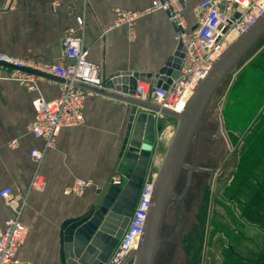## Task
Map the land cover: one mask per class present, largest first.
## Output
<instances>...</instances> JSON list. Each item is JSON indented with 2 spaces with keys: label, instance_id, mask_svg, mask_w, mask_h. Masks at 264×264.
Masks as SVG:
<instances>
[{
  "label": "crops",
  "instance_id": "crops-1",
  "mask_svg": "<svg viewBox=\"0 0 264 264\" xmlns=\"http://www.w3.org/2000/svg\"><path fill=\"white\" fill-rule=\"evenodd\" d=\"M201 1L186 5L183 14L189 28L196 24L195 9ZM151 4L152 0H0V54L31 60L45 69L58 61L65 31L75 28L76 19L82 17L88 60L100 67L105 80L124 72L156 76L178 50L167 14H145L136 21L133 36L128 26H114L118 10L144 12ZM263 50L245 66L246 110L257 113L249 117L245 167L236 173L230 185L232 199L223 205L230 210L218 211L220 251L216 249L209 264H264ZM256 63L260 66L254 70ZM13 71L0 66V191L13 190L10 205L0 197V226L17 210L22 211L21 220L29 233L18 258L29 264H61V225L89 212L97 200V191L107 182L118 158L131 107L88 93L84 124L62 130L56 147L45 150L44 142L30 132L37 121L35 102L58 99L62 84L38 77L36 91L28 92L8 79ZM167 127H163L166 132ZM33 149L44 152L39 167L45 182L41 191L31 189L38 169L30 158ZM77 179L93 185L82 197L67 195L66 189ZM212 211L213 204L208 231ZM206 261L207 249L203 264Z\"/></svg>",
  "mask_w": 264,
  "mask_h": 264
},
{
  "label": "built area",
  "instance_id": "built-area-1",
  "mask_svg": "<svg viewBox=\"0 0 264 264\" xmlns=\"http://www.w3.org/2000/svg\"><path fill=\"white\" fill-rule=\"evenodd\" d=\"M191 0H152L151 6L144 12H116L114 26H128L131 36L134 35L136 21L145 14L163 12L175 29V41L180 54L179 69L175 78H165L161 86H155L151 76L150 82L138 81L133 98L153 103L163 109L167 108L181 113L199 79L204 80L214 62L235 40H237L263 13L264 0H203L195 9L196 24L189 28L184 17L186 5ZM76 27L65 31L62 38V52L58 61L45 68H39L31 60H17L0 54V62L14 65L18 69H31L47 73L63 79L61 96L52 102L38 99L35 102L37 121L30 127L31 134L45 144V150L56 147L57 139L62 130L82 126L85 122L84 108L87 92L75 87L83 84L99 90L113 91L128 96L124 87L127 85L116 82L118 78L105 80L100 67L88 60L84 46V19H76ZM70 63L66 64L65 62ZM211 61V62H209ZM16 81L28 92H34L40 79L32 74L15 70L8 77ZM120 80V79H119ZM31 160L38 169L31 182V189L41 191L45 186L39 167L44 161V152L33 149ZM156 179V172L149 166L143 179L141 189L136 195L129 189L121 208L120 225L113 236L100 239L98 233L91 242L81 250L70 249L67 252L71 264H124L130 250H136L143 223L146 216L151 192ZM114 185L121 184V177L113 179ZM92 182L77 179L66 189V194L82 197L92 187ZM13 190L5 188L0 197L7 205L11 204ZM22 211L17 210L14 217L0 226V264H29L18 258L24 245L29 229L21 220ZM127 220V225H121ZM96 241L97 244H93Z\"/></svg>",
  "mask_w": 264,
  "mask_h": 264
},
{
  "label": "water",
  "instance_id": "water-1",
  "mask_svg": "<svg viewBox=\"0 0 264 264\" xmlns=\"http://www.w3.org/2000/svg\"><path fill=\"white\" fill-rule=\"evenodd\" d=\"M264 39V13L228 47L214 62L204 80L199 79L191 98L181 113L163 109L150 102H142L132 97L137 82H150L151 76L124 72L114 77L127 85L124 91L128 96L114 94L108 90H99L83 84L75 87L87 92L105 96L131 107L123 143L107 182L97 191V200L86 214L63 222L60 228V261L71 264L67 252L70 249L81 250L98 233L100 239L113 236L121 221V208L129 189L138 194L149 166L152 163L154 145L162 131L159 120L168 118L176 121L175 131L167 147L151 192L139 243L136 250L124 264H156L158 256L165 255L168 249L169 261L187 215L189 204L172 203L180 198L182 187L187 182L182 175L185 170L199 169V126L217 90L240 62ZM180 54L177 51L167 66L153 80L155 86H161L165 76L175 78L179 69ZM1 67L19 70L37 77L46 78L64 84L65 81L53 75L31 70L18 69L14 65L0 62ZM113 77V76H112ZM195 162V163H193ZM191 163V164H190ZM190 164V165H189ZM193 164V165H192ZM182 175V177H181ZM121 177V184L114 185L113 179ZM181 178V179H180ZM194 175L192 182L196 183ZM195 188V187H194ZM194 188L188 191L186 199L191 200ZM183 205V206H182ZM184 213H183V212ZM183 213V214H182ZM127 220L121 225L124 229ZM210 226V223H209ZM168 238L172 241L166 242ZM168 243V246H167ZM93 244H97L93 241ZM170 248V251H169Z\"/></svg>",
  "mask_w": 264,
  "mask_h": 264
},
{
  "label": "rangeland",
  "instance_id": "rangeland-1",
  "mask_svg": "<svg viewBox=\"0 0 264 264\" xmlns=\"http://www.w3.org/2000/svg\"><path fill=\"white\" fill-rule=\"evenodd\" d=\"M263 48L264 39L225 79L212 98L199 126L200 155L198 168H215L220 171L217 175L221 176L217 180L215 187L212 184L214 178L209 180L208 185L202 191L201 200L189 206L170 258V263L172 264H203L205 249H207L206 263L209 264L216 249L218 252L220 251L216 231V224L219 219L218 211L221 209L230 210L223 205L229 204L232 199L230 185L236 173L245 167L246 135L251 131V124L249 125L251 118L249 117L252 113H257L246 110V75L244 70L245 66ZM254 66V70H256L260 64L256 63ZM159 125L162 127V131L157 136L151 163L153 171L156 173L175 131L176 121L162 118L159 120ZM163 127H167L169 130L166 132ZM197 179L198 177L196 178V183L198 184ZM195 192L196 189L194 188ZM213 192H216V198L213 202L211 227L208 231L210 196ZM192 198H194V195ZM132 263L133 261L131 260L128 264Z\"/></svg>",
  "mask_w": 264,
  "mask_h": 264
},
{
  "label": "flooded vegetation",
  "instance_id": "flooded-vegetation-1",
  "mask_svg": "<svg viewBox=\"0 0 264 264\" xmlns=\"http://www.w3.org/2000/svg\"><path fill=\"white\" fill-rule=\"evenodd\" d=\"M193 163H195V162H193ZM219 173H220V171L216 170L215 168H213V169L212 168L211 169H202V171L193 170L192 172H189L188 170H185L182 175L184 176V179L186 178L187 182L182 187L183 189H182L180 198L174 200L172 203L183 204L187 200L188 204L191 205L192 203H196V202L200 201L201 198H202L201 197L202 191L208 185V181L212 180V178H214L212 184L215 187L217 180L221 176V175H219V176L217 175ZM182 175H181V177H182ZM194 175H196L198 177V179H197L198 180V184L195 183L194 181L192 182V178L194 177ZM196 184H197V186H196ZM194 187L196 189V192L193 194L194 198H192L191 200L186 199L188 191H190ZM215 198H216V192L215 193L214 192L211 193V196H210L211 204H213V202L215 201ZM171 241H172V238H168L166 240V242H169V243ZM167 246H168V243H167ZM163 251H164L165 255H163L161 257L158 256L156 264H172L169 261L168 252H166V251H168V249L165 248V250H163ZM169 251H170V248H169Z\"/></svg>",
  "mask_w": 264,
  "mask_h": 264
}]
</instances>
